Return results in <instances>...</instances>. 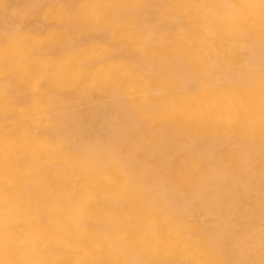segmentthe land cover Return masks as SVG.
<instances>
[{
  "label": "bare ground",
  "instance_id": "obj_1",
  "mask_svg": "<svg viewBox=\"0 0 264 264\" xmlns=\"http://www.w3.org/2000/svg\"><path fill=\"white\" fill-rule=\"evenodd\" d=\"M0 264H264V0H0Z\"/></svg>",
  "mask_w": 264,
  "mask_h": 264
}]
</instances>
